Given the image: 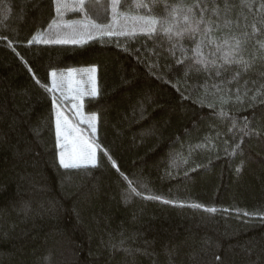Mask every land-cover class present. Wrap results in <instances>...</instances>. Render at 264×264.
Segmentation results:
<instances>
[{
	"label": "trees",
	"instance_id": "obj_1",
	"mask_svg": "<svg viewBox=\"0 0 264 264\" xmlns=\"http://www.w3.org/2000/svg\"><path fill=\"white\" fill-rule=\"evenodd\" d=\"M61 2L69 7L58 13L56 0H0V264H219L217 254L222 264H264V221L243 215L264 214V0H227V9L205 0L209 36L245 42L229 63L164 0L151 35L123 19L146 15L142 0H122L117 23L111 0H85L88 19L114 33L91 38L77 0ZM168 24L183 34H166ZM67 25L86 42H45L65 38ZM201 41L207 65L186 59ZM93 67L98 95L83 84L80 107L96 116V166L64 169L53 94L33 77L47 87L64 78L55 92L64 109L68 71Z\"/></svg>",
	"mask_w": 264,
	"mask_h": 264
},
{
	"label": "snow or ice",
	"instance_id": "obj_2",
	"mask_svg": "<svg viewBox=\"0 0 264 264\" xmlns=\"http://www.w3.org/2000/svg\"><path fill=\"white\" fill-rule=\"evenodd\" d=\"M57 3V12H61L63 9H66L69 7L68 4L62 3L61 0H56ZM96 3H99V0H96ZM112 3V9H113V23L118 22V18L120 17V13L116 11L117 7H120L122 9V0H111ZM138 7L141 8H149V12L146 15L142 16H128L124 15L123 19L125 21L131 20L135 24L140 25V31L144 35H151L156 31V26L158 24L157 19L154 18L155 15V9L160 6V0H142V2L137 3ZM75 7L82 13H84L85 21L86 23L83 24L82 28L84 30H87V37L91 38L92 31L91 30H97L102 35H113L112 25L111 24H97L93 21L88 19V14L85 11V9L88 7V5L85 3V0H77V3ZM171 8V12L169 15L172 16V18L175 20L177 15L182 16L184 24L187 26L184 31L191 34L193 37L199 33L203 32L205 37H208V43L209 44H215L216 50L222 52V56L224 58L225 63H229V57H235L237 56L242 46L244 45V41H242L239 37L233 35L229 38H226L223 40L222 43H216L214 39H212L209 36V33L212 31V23L213 21L211 19L205 20L204 12L208 11V7L205 3V0H199L198 4L191 5V6H185L183 3V0H181L180 3L169 5L167 3V0H164L163 8L164 10H167L168 8ZM193 7H199L200 8V16L199 18H195V14L193 13ZM229 7L227 0H225V9ZM213 14L219 13V7L212 9ZM166 22V21H165ZM203 24L204 28L201 29L200 25ZM227 26V23L226 25ZM67 27H70L72 29V32L65 36V38H57L54 41H45V42H54L57 44H81L86 42V40L83 38L85 35V32L82 31L81 28L77 27L76 25H67ZM219 27V25H217ZM254 31H255V26ZM175 25L174 24H168V26L164 29V32L166 34H171L173 36H180L183 33L180 31H174ZM121 35H127V32L121 31ZM244 36H248V33H243ZM77 36H81V39H77ZM34 39H37V42H39L38 38L34 37ZM31 43V41H29ZM203 44V41H201L200 44H197L195 48L192 49L193 57H187L186 59L192 61L194 64L197 65H207L208 61L204 58L202 51H201V45ZM264 47V45H262ZM236 63L243 62L242 60H236ZM178 64H184L183 60L177 61ZM212 63H215V61H212ZM186 68L189 67V65H185ZM248 65L245 63V69H247ZM29 71H32L29 69ZM96 72V69L93 67L89 70L87 73L88 75V82L92 84L90 95L92 97H96L98 95L97 89L95 87V76L94 73ZM53 77L56 76V73H51ZM185 75H188V72H185ZM217 76H220L221 73L217 71ZM240 73L237 72L233 76V80H235L237 77H239ZM71 72H69V79H68V86L69 90H75L79 92L80 96L85 95L86 93L80 88L76 86V82L71 79ZM38 85L41 87H45L46 91L53 94V106L55 107L57 104L55 92L61 88V85L63 84L64 78L61 77L60 82H57L55 79L52 82L51 87H47L46 85L41 84L40 80L33 77ZM81 85L84 83L82 80ZM227 83H232V80L227 81ZM205 89L207 88V85H203ZM214 88H219V85H212ZM264 88V85L261 86ZM256 95H260V92L257 91ZM187 98V97H185ZM237 99H239V96H237ZM253 100L256 99V96L252 97ZM202 106L203 102L201 101ZM208 107H213L212 104H208ZM82 107V105H81ZM77 115H80L79 109H77ZM220 116H225L227 113L221 111L219 113ZM96 120V116L92 115L89 118V127L92 129L93 135H95L96 129L94 122ZM83 118H81V123H83ZM38 132V130H36ZM55 138H56V146L58 149H60L58 154V160L59 164L64 169L69 168H78L83 165H91L93 167L96 166V150L100 146L96 143L95 140H85L82 135L80 134V130L76 127H74L68 120L67 117L62 115L61 112H56L55 114ZM198 147H202L198 146ZM237 148L239 145L236 146ZM227 151V150H226ZM104 154L107 156V151L104 152ZM235 154L234 151L233 153ZM109 159L111 157L109 156ZM113 167H117L115 163H113ZM118 170V169H117ZM127 179V177H124ZM131 192L135 195L139 196L141 193L136 191L134 187H132ZM146 199H161L159 196H146ZM165 203H168L169 201H164ZM183 206V205H181ZM190 207L196 208V209H202L205 212L209 213H215V208H208L206 206L200 205V204H194L190 205ZM244 216H259L262 221H264V214L260 213H249L244 212ZM127 251V250H126ZM215 260L219 262V264H222V257L220 255H215Z\"/></svg>",
	"mask_w": 264,
	"mask_h": 264
},
{
	"label": "rangeland",
	"instance_id": "obj_3",
	"mask_svg": "<svg viewBox=\"0 0 264 264\" xmlns=\"http://www.w3.org/2000/svg\"><path fill=\"white\" fill-rule=\"evenodd\" d=\"M69 72H71L72 76L71 79L76 82V86L80 87L83 90V84L89 85V87L92 88V84L88 82V75L87 73L89 72V69H85V77H82V72L81 73H74L72 71H68L67 73V82L65 81V86L64 88L66 89V93L64 95V98L67 100L65 104L66 111L59 106H55V112H61L62 115L68 118L69 122L76 128L80 130V134L85 140H92L91 139V133L90 130L91 128L89 127V119L86 116L82 115L81 112V107H80V99L81 96L79 95L78 91L75 90H69L68 86V79H69ZM84 81V83L81 85V81ZM77 109H79L80 115H77ZM81 118H83V123H81ZM98 149V148H97ZM60 149H58V154H59ZM97 152V150H96Z\"/></svg>",
	"mask_w": 264,
	"mask_h": 264
}]
</instances>
